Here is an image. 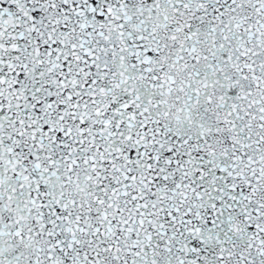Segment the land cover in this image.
Returning a JSON list of instances; mask_svg holds the SVG:
<instances>
[{"label":"snow or ice","instance_id":"obj_1","mask_svg":"<svg viewBox=\"0 0 264 264\" xmlns=\"http://www.w3.org/2000/svg\"><path fill=\"white\" fill-rule=\"evenodd\" d=\"M0 264H264V0H0Z\"/></svg>","mask_w":264,"mask_h":264}]
</instances>
